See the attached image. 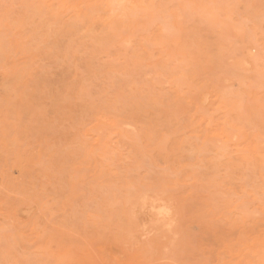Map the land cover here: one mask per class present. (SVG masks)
Instances as JSON below:
<instances>
[{
    "label": "rangeland",
    "instance_id": "obj_1",
    "mask_svg": "<svg viewBox=\"0 0 264 264\" xmlns=\"http://www.w3.org/2000/svg\"><path fill=\"white\" fill-rule=\"evenodd\" d=\"M0 264H264V0H0Z\"/></svg>",
    "mask_w": 264,
    "mask_h": 264
}]
</instances>
